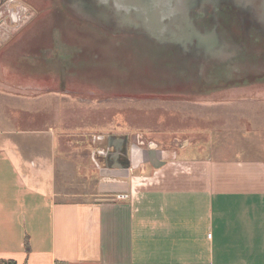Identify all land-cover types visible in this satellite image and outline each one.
Returning <instances> with one entry per match:
<instances>
[{
	"label": "crops",
	"instance_id": "crops-1",
	"mask_svg": "<svg viewBox=\"0 0 264 264\" xmlns=\"http://www.w3.org/2000/svg\"><path fill=\"white\" fill-rule=\"evenodd\" d=\"M54 1L37 5L32 24L12 36V48L0 53V261L264 264L263 161L179 158L171 152L163 159L155 149L141 157L144 149L135 147L128 153V139L121 137L123 152L113 164L105 158L106 168L88 183L94 184L91 189L77 185L85 179L75 177L64 160L67 154L51 149L31 159L14 143L13 134L24 131L14 132L10 91L109 90L111 75L118 69L113 67L111 73L110 59L89 54L97 50L91 41L134 46L136 53L147 45L153 59L158 57L152 52L158 51V56L168 53L178 69L202 68L200 62L187 63L190 58L175 51L173 44L157 41L175 35L185 44L193 36L194 44L199 34L190 29L160 25L155 15L142 26L121 25V11L93 0ZM173 20L179 23L181 17ZM225 38V43L206 42L197 60L208 54L217 61L235 51L259 58L258 53L264 54L258 47L264 44V23L235 21ZM62 44L68 47L63 50ZM121 138L110 136L109 147L121 146ZM152 166L159 170L147 173ZM121 194L127 197L118 198Z\"/></svg>",
	"mask_w": 264,
	"mask_h": 264
},
{
	"label": "rangeland",
	"instance_id": "rangeland-1",
	"mask_svg": "<svg viewBox=\"0 0 264 264\" xmlns=\"http://www.w3.org/2000/svg\"><path fill=\"white\" fill-rule=\"evenodd\" d=\"M207 1L216 4L218 0ZM43 3L0 0V53L12 48L15 40L11 37L32 24L34 8ZM202 3L190 5L200 8ZM22 19L28 22L19 28ZM161 37L157 41L170 38L167 41L173 43V49L193 58L187 63L200 62L201 70L178 69L168 53L158 56L161 53L152 52L158 57L153 59L147 45L139 54L132 50H136L134 46L120 42L91 41L89 45L97 50L89 54L110 59L111 73L113 67L118 69L111 75L109 90L10 91L14 132L24 131V135L13 134L14 143L31 157L51 149L58 155L67 154L69 158L63 159L75 170V177L85 179L77 185L91 189L94 184L88 183L95 182L100 170L106 168L102 151L108 149L110 136L127 138L128 153L143 148L141 157L146 150L155 149L163 159L171 152L179 158L238 157L264 162V54L258 53L259 58L252 52L235 51L217 61L207 54L199 61L204 37L194 44L193 36L185 44L175 35ZM61 47L65 50L68 46ZM72 47L82 49L80 45ZM258 47L264 50V44ZM242 54L247 56L244 60ZM157 170L153 167L146 172Z\"/></svg>",
	"mask_w": 264,
	"mask_h": 264
},
{
	"label": "flooded vegetation",
	"instance_id": "flooded-vegetation-1",
	"mask_svg": "<svg viewBox=\"0 0 264 264\" xmlns=\"http://www.w3.org/2000/svg\"><path fill=\"white\" fill-rule=\"evenodd\" d=\"M42 1H44L43 4L56 3L54 0ZM199 1L200 0H93L94 3L102 4L101 7L121 11V25L128 24L131 27L135 25L142 26L143 23L146 22V19L151 20L155 15L157 19L154 18V20L157 21L153 20L154 22H159L160 25L164 24L167 27L176 28L179 26V28L190 29L189 33L193 35L197 33L199 34V38L204 37L205 43L210 42L211 44L227 42L228 39L225 37H227L229 29L235 21H240L249 25L264 23V0H218L216 4H212L211 1L203 0L204 3H202L200 8L191 7L190 3L194 4ZM175 15L181 17V21H178L179 23L173 20ZM14 18L17 19L20 17L16 16ZM25 22L26 20L22 19L18 27L22 26ZM167 39H165L166 42L171 43L167 41ZM196 39L197 37L194 38L193 42H197L198 40ZM180 56L184 58L188 57L187 55L185 57L184 54ZM108 140V149L106 151L103 150L102 156L113 164L114 157L117 156V153L120 156L124 146H122V148L120 146L118 150L114 148V151H111L109 147L110 141ZM119 144H121V140Z\"/></svg>",
	"mask_w": 264,
	"mask_h": 264
},
{
	"label": "trees",
	"instance_id": "trees-1",
	"mask_svg": "<svg viewBox=\"0 0 264 264\" xmlns=\"http://www.w3.org/2000/svg\"><path fill=\"white\" fill-rule=\"evenodd\" d=\"M0 264H16V262L13 260H10V261L1 260Z\"/></svg>",
	"mask_w": 264,
	"mask_h": 264
},
{
	"label": "water",
	"instance_id": "water-1",
	"mask_svg": "<svg viewBox=\"0 0 264 264\" xmlns=\"http://www.w3.org/2000/svg\"><path fill=\"white\" fill-rule=\"evenodd\" d=\"M122 145H124V140L121 138V147H122ZM119 147H120V146H115V148H117V149H119ZM152 154H153V155H151L152 158H155V157H154L155 155H154V151H153V150H152Z\"/></svg>",
	"mask_w": 264,
	"mask_h": 264
},
{
	"label": "built area",
	"instance_id": "built-area-1",
	"mask_svg": "<svg viewBox=\"0 0 264 264\" xmlns=\"http://www.w3.org/2000/svg\"><path fill=\"white\" fill-rule=\"evenodd\" d=\"M102 152H104V151H102ZM126 197H127L126 194H121V195L118 196V198H126Z\"/></svg>",
	"mask_w": 264,
	"mask_h": 264
}]
</instances>
